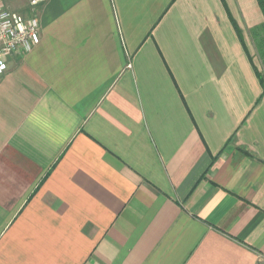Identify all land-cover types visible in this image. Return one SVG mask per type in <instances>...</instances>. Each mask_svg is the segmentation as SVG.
<instances>
[{
	"label": "crops",
	"instance_id": "obj_1",
	"mask_svg": "<svg viewBox=\"0 0 264 264\" xmlns=\"http://www.w3.org/2000/svg\"><path fill=\"white\" fill-rule=\"evenodd\" d=\"M6 1L0 264H264L260 1Z\"/></svg>",
	"mask_w": 264,
	"mask_h": 264
},
{
	"label": "built area",
	"instance_id": "obj_2",
	"mask_svg": "<svg viewBox=\"0 0 264 264\" xmlns=\"http://www.w3.org/2000/svg\"><path fill=\"white\" fill-rule=\"evenodd\" d=\"M42 1L28 0L31 6H37ZM39 20L36 14L27 15L12 8L6 0H0V76L5 74L9 56L26 54L39 42Z\"/></svg>",
	"mask_w": 264,
	"mask_h": 264
},
{
	"label": "rangeland",
	"instance_id": "obj_3",
	"mask_svg": "<svg viewBox=\"0 0 264 264\" xmlns=\"http://www.w3.org/2000/svg\"><path fill=\"white\" fill-rule=\"evenodd\" d=\"M12 5H16L18 1H11ZM9 3V2H8ZM252 47L254 57L258 65V74L264 77V29L263 26H258L253 31Z\"/></svg>",
	"mask_w": 264,
	"mask_h": 264
},
{
	"label": "trees",
	"instance_id": "obj_4",
	"mask_svg": "<svg viewBox=\"0 0 264 264\" xmlns=\"http://www.w3.org/2000/svg\"><path fill=\"white\" fill-rule=\"evenodd\" d=\"M259 1H260L261 6H262L263 9H264V0H259ZM263 29H264V26H263ZM260 77H261V79H262V82L264 83V77L261 76V75H260Z\"/></svg>",
	"mask_w": 264,
	"mask_h": 264
}]
</instances>
